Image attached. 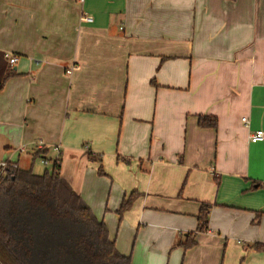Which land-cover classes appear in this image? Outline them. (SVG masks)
<instances>
[{"label":"crops","instance_id":"0c3cea01","mask_svg":"<svg viewBox=\"0 0 264 264\" xmlns=\"http://www.w3.org/2000/svg\"><path fill=\"white\" fill-rule=\"evenodd\" d=\"M2 83L0 162L57 161L131 264H264V0H0Z\"/></svg>","mask_w":264,"mask_h":264},{"label":"trees","instance_id":"16d2710c","mask_svg":"<svg viewBox=\"0 0 264 264\" xmlns=\"http://www.w3.org/2000/svg\"><path fill=\"white\" fill-rule=\"evenodd\" d=\"M198 125L216 129L217 119L199 116ZM99 174L105 175L102 167ZM136 197L133 193L124 199L120 216L131 209ZM211 208L201 203L196 233L208 231ZM196 233L188 234L178 246L193 248ZM254 248L264 252L263 244ZM0 264H131V259L117 250L107 225L62 178L54 161L43 174L18 168L0 178Z\"/></svg>","mask_w":264,"mask_h":264},{"label":"built area","instance_id":"2783aa9c","mask_svg":"<svg viewBox=\"0 0 264 264\" xmlns=\"http://www.w3.org/2000/svg\"><path fill=\"white\" fill-rule=\"evenodd\" d=\"M84 1L85 0H78V2L81 3V4H83ZM82 21L87 22V23H92L93 22V18L91 16H83L82 17ZM9 62H10L11 65H13V64H15L17 62V58L16 57H12V58H10ZM74 70H75V67H72V68L68 69L66 71V73L68 75H70L72 73V71H74ZM242 121H243V123H245V126L247 127L248 126V120L246 118H243ZM249 141L252 144L263 143L264 142V131L258 130L255 133L251 134L250 137H249ZM35 147L38 150H45V148H46L45 144L42 141H38L35 144ZM55 149L56 150L59 149V146H57ZM18 152L20 154H26L27 150L25 148H23V147H20L18 149ZM40 161L46 167L50 165V163L47 160H45V159H42ZM18 168H19V166H18L17 163H13L11 161L0 162V178L1 177H6L7 172L9 170H16Z\"/></svg>","mask_w":264,"mask_h":264},{"label":"rangeland","instance_id":"374dc122","mask_svg":"<svg viewBox=\"0 0 264 264\" xmlns=\"http://www.w3.org/2000/svg\"><path fill=\"white\" fill-rule=\"evenodd\" d=\"M40 161H37L36 162V165H38V166H42L43 167V165H42V163L40 164L39 163ZM45 168V167H44ZM46 170H50L51 168L50 167H48V168H45ZM227 192H226V190H225V188L222 190V196H224V194H226Z\"/></svg>","mask_w":264,"mask_h":264}]
</instances>
